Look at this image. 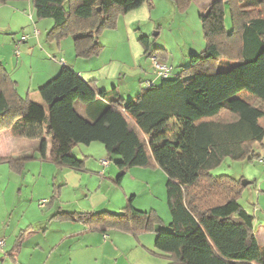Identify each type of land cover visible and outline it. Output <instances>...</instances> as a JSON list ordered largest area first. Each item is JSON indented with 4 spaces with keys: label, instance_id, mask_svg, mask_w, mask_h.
Here are the masks:
<instances>
[{
    "label": "trees",
    "instance_id": "1",
    "mask_svg": "<svg viewBox=\"0 0 264 264\" xmlns=\"http://www.w3.org/2000/svg\"><path fill=\"white\" fill-rule=\"evenodd\" d=\"M9 1L0 0V4ZM36 20H52L47 41L70 36L75 57L100 54L97 38L114 25L118 14L133 11L149 0H29ZM179 4L193 0H174ZM99 9V11H98ZM226 11L231 26H225ZM256 11V14H254ZM205 48L192 55L188 66L158 84L143 88L125 103L116 88L98 90L68 66L40 86L43 105L21 98L17 85L0 63V131L15 137L38 139L42 131L53 140V158L46 156V141L34 152L0 158L12 173L20 174L31 161L53 164L57 169L85 173L84 160L72 148L99 143L109 159L118 157L114 184L121 187L132 168L157 169L166 175L167 229L155 211L134 208L127 200L119 214L110 212H58L57 220L83 224L89 231H119L138 237L155 233L154 248L168 264H264L253 218L238 204L242 186L228 176L210 171L225 159H257L254 143H261L264 129L260 107L235 98L247 91L264 103V0H216L200 15ZM139 43L144 55L165 60L163 50L150 53L148 40ZM222 68L217 70L219 64ZM82 104L79 115L74 103ZM176 132L174 139L167 133ZM59 188L45 201H57ZM26 231L19 233L9 257L12 261Z\"/></svg>",
    "mask_w": 264,
    "mask_h": 264
},
{
    "label": "crops",
    "instance_id": "2",
    "mask_svg": "<svg viewBox=\"0 0 264 264\" xmlns=\"http://www.w3.org/2000/svg\"><path fill=\"white\" fill-rule=\"evenodd\" d=\"M214 1L216 0H211L209 3L205 4V6L199 10L200 15L205 13L207 8ZM5 21L7 22L6 24ZM52 27V21L35 19L34 10L29 0L9 1L0 4V29H5L4 31H6L8 35L10 33L12 36L11 39L6 38L3 41V46L1 45L0 47V63L8 72L10 78L16 83L17 93L21 98L28 97L32 99V97L37 94V89L40 86L59 73L61 67L60 61H62L64 65L70 67L81 79L85 81H94L98 90L108 91L110 89L109 87H111L109 85L116 88V86H114L113 76H108L106 74L102 75L101 66H95L92 62L94 58L86 59L83 65H79L78 60V62L76 60H69L70 62H66L64 58L57 60L53 56L44 54L49 58V62L46 61V67L44 69H36L35 62H41V57L44 58V55L38 52L36 48L43 39V33L49 31ZM17 31H20L18 37H16ZM12 32L15 33L12 34ZM35 32L37 34H35ZM22 37H26V39L22 43H19ZM16 46H18V50L21 49L23 52L22 61H19L20 55H14ZM46 46L52 55H58L59 57L60 55L63 56L64 50L60 43H56V45L48 43ZM159 60L165 63V60ZM141 72L145 73V76L144 78H141V75L139 76L140 82H151L152 84L159 83L160 79L156 77L153 70L147 72L142 68ZM18 73H21L20 77L17 76ZM106 79H109V82ZM133 89V86L127 85L125 89L127 92L124 93H126L128 97H131ZM117 91L119 92V90ZM119 95L121 97L122 94L119 92ZM78 114L83 116V107H81V112ZM42 139L46 141L47 158H53V152H48L49 147L53 148V140L50 136H45L44 130L42 131L41 137L38 139L15 137L10 129L1 130L0 158L20 157L28 155L31 152H34V156L38 157L36 151ZM100 157L103 158L104 156L101 155ZM100 161L102 160L86 165V170L89 172L92 171L99 178H97V180H92L91 186H89L90 190L86 191L88 196H90L89 193H92L91 196H93V198H88L86 194H81L83 195L81 197H83L84 203H81V200H77L75 194L78 190H81L85 181L83 173L75 174L74 171L66 168L56 169L54 173H49V176L46 177V193L43 194L39 191V188L42 187L41 176L45 162L41 163L42 165H38L36 162L35 164H27L20 174L12 173L6 167V169H3L6 170L3 171V174L10 183L8 188L12 186V190L16 188V201L9 206L8 209H4L1 216L0 240L4 242V246L0 249V264L169 263L168 259L158 255L155 251V233L153 232L145 233L138 237H132L129 234L119 231H108L105 234H101L97 231H89L83 224L78 222L53 219V216L58 212L117 211V214L120 213L119 211L124 208L129 193L131 192H128V189H124V180H122L121 186L123 188V195L117 196L119 198L117 202L118 207H113L115 206V202L107 196L106 192L112 187L113 190H117L114 186V181L118 174V169L117 167H110L109 158L107 159L109 165L105 168L100 165ZM36 165L39 166L40 172L35 174L31 173V167ZM131 172H134L136 177L140 180L147 181V172L145 170L130 169L128 173L131 174ZM152 174L156 175V172L153 171ZM106 176H108L107 179L109 182L105 180ZM74 179L77 181L75 184L73 182ZM132 181H136V179L132 177ZM164 181L165 180L162 179L161 183H164ZM55 186H59L57 201L49 207L42 206V202L47 201L46 199H49L50 195L53 194V187ZM105 189L106 192H104ZM145 190L147 191V188ZM164 191L159 195L162 197V214H160L162 218H159L163 222V227L158 229H167L170 222V216L166 205V194ZM72 193H74V195H71ZM150 197L153 200L147 208L137 206L138 204H134L135 201L133 202L134 208L145 212L150 210L155 211V205L152 203L157 202V199L151 192ZM32 210H34L33 213L36 214V217H27L29 216L27 213H29V211L32 212ZM19 215V222H17L16 219ZM12 218H15L14 223L11 222ZM21 220L22 223L19 224ZM7 221L8 223L6 224L5 222ZM258 225L257 223L255 226L253 223L254 233ZM24 230L26 232L21 240L15 260L12 261L9 255L15 247L19 233ZM255 237L258 243L256 234Z\"/></svg>",
    "mask_w": 264,
    "mask_h": 264
},
{
    "label": "rangeland",
    "instance_id": "3",
    "mask_svg": "<svg viewBox=\"0 0 264 264\" xmlns=\"http://www.w3.org/2000/svg\"><path fill=\"white\" fill-rule=\"evenodd\" d=\"M210 1L211 0H193L190 3L179 4L174 0H149L148 3H144L142 6L133 11H130L126 14H118L115 17L114 25L112 27L105 28L100 31L97 38V43L100 46L101 51L99 56L93 57L94 59H92V62L95 64V66H101L102 75L106 74L108 76H113L112 78L115 83L114 86H116V89L119 90V92L122 94L121 98L125 103L129 102L143 88H145V83L140 82L139 79L140 75L141 78H144L145 76V73L141 72L142 68L147 72L152 71L150 57L144 55V48L139 43V39L141 37L147 38L148 50L150 53H153L157 50L164 51L163 53L166 55L165 63L172 68L173 75L175 73L177 74L181 72L188 66L190 57L192 55L201 54V52L205 48L199 10ZM145 13L147 14V19H133L131 23L129 22L132 14L143 16ZM254 14H256V11H254ZM6 23L7 22L5 21V24ZM225 26L227 29H230L231 26L230 15L228 11H226ZM4 30L5 29H0V47L1 45L3 46V41L6 38L11 39L12 37L10 33L8 35V33ZM47 32L48 31L43 33V39L40 45L36 48L38 52H41L43 55L46 54L47 56H53L57 60H59L60 58H64L66 62H70L69 60H78L79 62H77L79 63V65H83L85 63L84 60L86 59H77L75 57L74 43L73 39L70 36L59 40L54 39L49 42L47 41ZM14 33L15 32H12V34ZM16 33V37H18L20 31H17ZM48 43H52L54 45H56V43H60L64 50L63 56L60 55L59 57L58 55H52V53H50L48 47L46 46V44ZM19 51V61H22L23 52L21 51V49H19ZM41 59V62H35L36 69H44L46 67V61L49 62V58H47L45 55L44 58L41 57ZM157 59L159 60V58ZM222 66V63H220L217 70H220ZM20 75L21 73L17 74V76L19 77ZM106 80H108L109 82V79ZM127 85L133 86L134 88L132 90L131 97H128L126 93H124L127 92L125 91ZM109 86H111L109 87V90H111L113 87L112 85ZM235 98L253 103L260 107L264 112V103L259 102L247 91L238 93L237 95H235ZM31 100L35 103L43 105L38 94L34 95ZM81 107L82 104H80L79 102L74 103V109L77 113L81 112ZM259 125L264 129V116L259 120ZM175 136L176 132L167 133L168 139H174ZM90 145H76L72 148L73 156L78 160H84L85 169H87L86 165L96 163L99 160L108 159L106 152L101 144L92 143V145ZM48 152H53V148L49 147ZM252 152L255 156H259L260 160L254 159L249 161L248 159H245L241 161H231L230 159H225L218 167L212 169L210 171V174L214 177L228 176L236 182H239L240 185L242 182L248 183L246 186L241 185L242 190L237 201L239 206L253 218L254 225L256 226L257 223L259 224L255 230V234L257 236L259 246L261 247L262 252H264V137L261 143L253 144ZM101 155H103L104 157L101 158ZM118 160V157L113 156L112 159H110V167L116 168V162ZM35 162L38 165H42L41 163H44L36 160L28 162L27 164H35ZM38 165L32 166L30 172L34 174L40 172ZM5 167L8 169L6 165H0V220H2L1 216L3 214V210L8 209L9 206H11L16 201V188L13 190V186L8 188L10 183L7 181L5 175L3 174V171H6L3 170L6 169ZM56 169L57 168L51 163H45L43 165L41 176L42 187L39 188V191H41V193H46L45 179L49 176V173H54ZM132 169L145 170L147 172V181H142L137 178L134 172H131V174H129L128 170L123 178L124 189H128V192H131L129 193L127 200L133 196H136L133 199L135 201L134 204H138L137 206H140L142 208H147L150 202L153 200L150 197L151 192L157 199V202L152 203L156 208L154 209L155 213L159 217H161L160 214H162V197L159 195L165 190L164 186L166 182V175L159 168ZM153 171L156 172V175L152 174ZM74 173L76 174L77 172ZM83 174L85 181L82 185L81 190H78V192L75 193L77 200H81V203H84L82 199L83 197H81L83 195L81 194H86L88 196V193L86 191L90 190L89 186H91V181L94 179L97 180V178H99L92 171H86ZM132 177H134L136 181H132ZM107 178L108 176L105 177V180L109 182ZM162 179L165 180L164 183H161ZM73 182L75 184L77 182L76 179H74ZM93 184L95 185L94 182ZM114 186L117 188V190H113L112 187L107 192L105 189L104 192H106L107 196H109L110 199L115 202V206L113 207L117 208V202L119 199L117 196L123 195V188L122 186ZM55 188H59V186H55ZM146 188L147 191L145 190ZM91 194L89 193L90 196H88V198H93ZM71 195H74V193H72ZM51 196L52 194L50 195V197ZM33 211L34 210H32V212L29 211V213H27V215L29 216L27 217H36V214L33 213ZM108 212L117 214V211ZM19 217L20 215L16 219L17 222H19ZM22 220L19 224L22 223ZM11 222L14 223L15 218H12ZM5 223L7 224L8 221Z\"/></svg>",
    "mask_w": 264,
    "mask_h": 264
},
{
    "label": "built area",
    "instance_id": "4",
    "mask_svg": "<svg viewBox=\"0 0 264 264\" xmlns=\"http://www.w3.org/2000/svg\"><path fill=\"white\" fill-rule=\"evenodd\" d=\"M35 34H37L35 32ZM26 37H22L19 43H22L25 41ZM15 54L18 56L19 55V50L18 46L15 47ZM61 65L64 63L60 61ZM150 63H151V68L153 72L155 73L156 77L159 79H167L171 77L173 74L172 68L168 66L166 63L159 61L156 57L152 56L150 57ZM151 82H145V88L151 86ZM264 162V161H263ZM100 165L105 168L109 165V162L107 160H102L100 161ZM45 201L42 202V206H44ZM4 242L0 240V249L3 248Z\"/></svg>",
    "mask_w": 264,
    "mask_h": 264
},
{
    "label": "clouds",
    "instance_id": "5",
    "mask_svg": "<svg viewBox=\"0 0 264 264\" xmlns=\"http://www.w3.org/2000/svg\"><path fill=\"white\" fill-rule=\"evenodd\" d=\"M133 19H147V14L145 13L143 16H139V15H136V14H132L129 22L131 23Z\"/></svg>",
    "mask_w": 264,
    "mask_h": 264
},
{
    "label": "water",
    "instance_id": "6",
    "mask_svg": "<svg viewBox=\"0 0 264 264\" xmlns=\"http://www.w3.org/2000/svg\"><path fill=\"white\" fill-rule=\"evenodd\" d=\"M98 11H99V9H98ZM247 184H248V183H246V182H242V183H241L242 186H246Z\"/></svg>",
    "mask_w": 264,
    "mask_h": 264
}]
</instances>
